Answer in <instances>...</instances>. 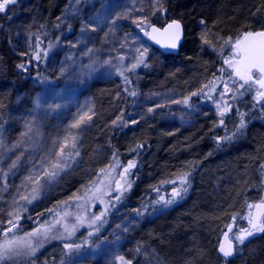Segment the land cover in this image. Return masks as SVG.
<instances>
[{"label": "trees", "instance_id": "1", "mask_svg": "<svg viewBox=\"0 0 264 264\" xmlns=\"http://www.w3.org/2000/svg\"><path fill=\"white\" fill-rule=\"evenodd\" d=\"M69 1L15 0L0 12V128L9 112L19 104L31 103L39 91L32 80L33 62L23 60L11 48L6 28L9 19L28 6L34 31L45 34L64 15ZM173 19L180 21L184 30L177 55L161 54L144 39L150 52L161 55L162 64L157 69L155 60L143 61L144 73L139 81L128 77L118 84H93L86 100L93 112L83 129L81 165L58 190L56 196L61 200L51 202L37 214L21 216L18 230L9 233L7 239H27L26 234L41 225L54 227L47 233L48 239L40 237L43 243L34 256L22 254L4 264H62L70 256L92 251L100 236H89L92 218L106 212L99 227L102 229L119 211L138 222L137 228L123 235L130 245L131 264L137 263L141 247L151 248L163 264H221L217 248L226 226L231 222L236 225L250 202H256L264 191V99L257 102L258 90L254 94L242 92L223 117L200 120L177 136L161 133L152 120L133 124L129 116L142 85L163 92L176 80V89L182 91L195 86L197 76L214 78L222 67V41L264 30V0H162L152 24L163 26ZM137 30L125 31L134 34ZM225 78L221 86L234 87L236 82ZM202 102L201 97L189 101L194 105ZM241 119L245 127L238 130ZM129 161L135 163L127 176L131 187L116 193L114 181L120 179ZM189 161L196 169L204 167L205 173H186L184 167ZM216 164L219 170L213 174ZM84 169L90 172L84 175ZM184 174L188 183L181 185ZM82 186L85 190L80 195L91 189L88 197L68 199ZM181 187L187 192L182 198L173 197V188ZM160 197L174 202L165 204ZM77 216H82L84 223L68 238L64 225L71 230ZM8 227L0 224V243ZM32 239L36 243V238ZM66 243L80 244L81 248L68 255ZM246 246L228 264H264V232L248 240Z\"/></svg>", "mask_w": 264, "mask_h": 264}, {"label": "rangeland", "instance_id": "2", "mask_svg": "<svg viewBox=\"0 0 264 264\" xmlns=\"http://www.w3.org/2000/svg\"><path fill=\"white\" fill-rule=\"evenodd\" d=\"M3 2L4 0H0V3ZM161 4L162 0H70L64 15L56 20L50 32L45 30V34L34 31L36 26L28 6L11 16L6 27L9 43L14 53L25 61L33 62L32 80L39 91L31 103L19 104L9 112L0 128V224H8L9 212H18L20 217L37 214L51 202L61 200L56 196L58 190L82 163L83 129L87 126V121L79 129H74L71 125L79 115L88 113L86 100L93 84L117 83L128 77L139 81L144 73L141 63L130 70L137 60H155V69L162 64L161 55L150 52L143 43L146 30L157 18ZM135 27L139 30L134 34L126 33L125 30H135ZM241 38L222 41V67L214 78L197 76L196 85L182 91L176 89V80L173 81L172 88L163 92L146 85L139 87L129 121L135 124L152 120L161 133L165 134L164 131H167L166 135L177 136L200 120L212 121L214 116L221 117L218 104L230 105L227 113L242 92L252 91L254 94L257 90L264 91L251 82L240 87L244 81L235 74V69L242 68L239 63L241 56L233 45ZM37 56L39 59L35 58ZM253 75L259 78V74ZM224 77L232 83L236 82L235 85L232 84L234 87L223 88L221 85L225 84ZM212 81H215L214 90L210 83ZM226 88L228 91L222 96L221 93ZM190 97H201L203 102L190 104ZM208 99L212 100L208 102ZM185 100L187 104L184 103ZM92 112L93 110L88 114L92 115ZM107 121L108 116H105V125ZM25 132L27 135L22 136ZM70 134L76 136V147L66 149V153H73L71 158L65 156L64 163L67 166L55 178L41 182L39 193L31 203L22 200L21 194L29 195L32 188L37 187L28 178L42 174L43 167L57 158L62 142ZM15 145L19 146L14 147ZM75 152L79 155H75ZM18 156L20 159L17 166L10 168ZM218 170L219 166L216 164L213 174H217ZM83 171L84 175L90 172L88 169ZM184 171L189 174L199 171L203 174L205 168L196 169L195 164L189 161ZM81 190H85L84 186L74 193L80 195ZM73 194L69 197H73ZM252 194L254 197L256 192ZM255 201H264V191ZM256 202L251 201L250 204L254 205ZM251 212L252 208L248 207L231 234L237 255L247 249L248 240L260 233L254 232L243 244L235 241V236L242 229L249 228L248 217ZM99 223L97 222L98 225ZM137 226L138 222L134 217L119 211L99 231L91 228V232L100 235L92 251L70 256L62 264H119V256L130 262V245L123 235ZM136 264L163 263L151 248L141 247Z\"/></svg>", "mask_w": 264, "mask_h": 264}, {"label": "snow or ice", "instance_id": "3", "mask_svg": "<svg viewBox=\"0 0 264 264\" xmlns=\"http://www.w3.org/2000/svg\"><path fill=\"white\" fill-rule=\"evenodd\" d=\"M11 3H15V0H4L3 3H0V12L5 10L7 4H11ZM169 28H174L175 32L172 36V39L163 46L167 48L175 49L177 47V42L180 39V24L174 22L172 25H169ZM92 31H95V28H92ZM153 31H157V30L153 29ZM165 31H167V29ZM249 37H259L260 40L258 44L255 46L241 47V41L239 40L236 42L235 45H233L234 48L239 49V55L241 56L239 63L243 66L242 68H236L235 74L239 77L240 80L244 81V83L240 85L241 88H243L244 85L249 84V82H251L252 84L259 85L261 89H264V31L257 33L249 32L246 34L245 40H247ZM35 58L39 59L38 56ZM142 62H143L142 60H137V63L133 64L130 70H134ZM19 67L23 68V65H19ZM253 73H259V78L254 76ZM210 83L213 86L212 90H214L215 81H212ZM227 91L228 89L226 88L225 93H221V95L222 96L225 95ZM132 94L135 95V93ZM193 95H197V93H193ZM256 99L257 102H259L261 99H264V91H258L256 94ZM184 103L187 104V100H185ZM37 107H39L38 102H37ZM217 107L218 109H220L219 115L223 117L226 111L228 110V108L230 107V105L225 104L224 106H221L218 104ZM149 111H151V109H149ZM90 112L91 109L88 110V113ZM88 113L79 115L78 118L74 120L71 127L74 129H79L82 125L86 123L87 120H91L92 117ZM242 115L243 114H241V116ZM221 123H223L222 120ZM244 127H245V123L243 119H241L240 124L238 126V130ZM29 131H31V127H29ZM23 135H27V132L22 133V136ZM18 146L19 145H15L14 147H18ZM69 147H71L72 149H75L76 147V136L71 134L65 137L64 141L62 142L60 151L57 153V158L54 161H51L49 165L43 167L42 174H40L38 177L35 178L34 177L28 178V180L31 181L34 185H37V187H33L31 194L29 195L21 194L20 198L22 200L31 203V201L35 199L39 193V187L42 186L41 182L42 181L48 182L52 178H55L57 175H59V172L63 170L65 166H67L64 163L65 156L67 155L68 158H71L73 156V153L71 151H68L66 153V149H68ZM75 155H79V153L75 152ZM19 159L20 157L18 156L17 159L12 162L10 168H15L17 166V162L19 161ZM134 166H135L134 161H129L128 166L125 167L123 169V172L119 174L120 179L114 181L116 184V189H115L116 191L122 193L124 190L131 187V182L127 179V176L129 174V170ZM101 171L103 172L104 170ZM186 175L187 174L181 176L180 179L181 185H185L188 183L186 179ZM5 176H7V173H5ZM172 183H175V181H172ZM186 192H187L186 187L173 188L172 195L173 197L182 198V193H186ZM90 193H91V189H86L83 195H78L74 193L72 198L77 200L85 199L86 197L89 196ZM116 199L119 200L120 196L118 195ZM160 201H163L165 204H171L174 202L171 199L165 200L164 197H160ZM62 204L66 205L67 202H62ZM248 207L256 208L259 211L256 212L255 214L252 213L249 214L248 223L250 227L248 229H242L240 233L235 236V241L239 244H243L247 239V237L252 236L254 232L257 231L264 232V201L255 205L250 204ZM49 211H53V210L50 209ZM105 214L106 212H101L99 215H95L92 218L91 222L88 224V227L95 228L96 231H99V227H102V224L104 222L102 218ZM8 215L10 217V219L7 221L9 227L4 232V236L6 238L3 243H0V264H4L6 260L14 259L15 257L20 256L22 254L28 256H34L38 248L42 246L43 243V240H41L40 237L43 236V239H48L47 233L52 229V227H54L53 224H48L47 226L41 225L40 228H37L31 233H27L26 234V236L28 237L27 239L19 238V237L13 239H7L9 233H12L14 230H18L19 220H20V216L18 212H9ZM56 215H60V213H56ZM64 215H67V213H64ZM76 221L77 224H74L71 230H69L67 225H64L65 232L68 233V238H71L78 225H83L84 218L82 216H77ZM97 222H100V224L98 225ZM57 223H60V221H57ZM93 234H94L93 232L91 231L89 232V236H92ZM32 238H36V243H33ZM84 243L87 244V240H85ZM64 248L66 249V254L71 255L73 252L79 251L81 245L74 243H66L64 245ZM137 251H139V249H137ZM219 252L223 255L225 260H227L228 257L233 255L234 252L233 243L231 241L227 245L221 243L219 246ZM117 260L119 261V264H130V262L125 260L123 256L117 257Z\"/></svg>", "mask_w": 264, "mask_h": 264}, {"label": "water", "instance_id": "4", "mask_svg": "<svg viewBox=\"0 0 264 264\" xmlns=\"http://www.w3.org/2000/svg\"><path fill=\"white\" fill-rule=\"evenodd\" d=\"M174 22L180 24V39L177 42V47L175 49H172V48L164 47L163 45L167 44L172 39V36L175 32V29L169 28V25H172ZM153 29H156L157 31H153ZM166 29H167V31H165ZM261 31H264V30H260L257 32H261ZM257 32H252V33H257ZM146 33H147L145 36L146 41L152 47L157 49L161 54H164V55H177L179 52V49L182 45L183 38H184L183 26L180 23V21H178L176 19L168 21L163 26H156L154 24H151L147 28ZM245 36L246 35H244L240 40L241 41V47L255 46L258 44V42L260 40L259 37H249L247 40H245ZM241 67H243V66L241 65ZM257 74H259V73H257ZM258 203H261V202H256L255 204H258ZM258 211H259L258 209L252 208L251 213L255 214ZM235 227H236V225L234 222L229 223L226 226L224 232L222 233V235L219 239L217 252H218V255L220 256L221 260L224 262L222 264H227V262H229L235 255L236 245H235V242L230 237L231 234L233 233V231L235 230ZM249 227H250V225H249ZM230 241L233 243L234 252H233L232 256L228 257L227 260H225L223 255L219 252V246L221 243H224L225 245H227Z\"/></svg>", "mask_w": 264, "mask_h": 264}, {"label": "flooded vegetation", "instance_id": "5", "mask_svg": "<svg viewBox=\"0 0 264 264\" xmlns=\"http://www.w3.org/2000/svg\"><path fill=\"white\" fill-rule=\"evenodd\" d=\"M219 257H220V256H219ZM235 257H237L236 250H235V255H234V257H233L232 259H234ZM220 259H221V258H220ZM232 259H231V260H232ZM231 260H230V261H231ZM230 261H229V262H230ZM229 262H227V264H228ZM222 263H224V262L221 260V264H222Z\"/></svg>", "mask_w": 264, "mask_h": 264}]
</instances>
